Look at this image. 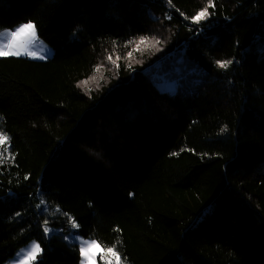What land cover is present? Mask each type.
<instances>
[{"label":"trees","instance_id":"16d2710c","mask_svg":"<svg viewBox=\"0 0 264 264\" xmlns=\"http://www.w3.org/2000/svg\"><path fill=\"white\" fill-rule=\"evenodd\" d=\"M213 2L196 25L208 0H0V30L30 20L55 49L0 57V264L31 241L79 264L68 218L123 264H264V0Z\"/></svg>","mask_w":264,"mask_h":264},{"label":"rangeland","instance_id":"374dc122","mask_svg":"<svg viewBox=\"0 0 264 264\" xmlns=\"http://www.w3.org/2000/svg\"><path fill=\"white\" fill-rule=\"evenodd\" d=\"M21 24H18L12 28H5V29L0 30V47H4L5 45L9 44L12 41L11 31L15 30V28ZM17 39L19 40L21 38L17 37ZM28 39H31L32 42L26 43V50L25 48H21L20 49L21 54L18 56L28 57L34 60H46L53 56L55 52L54 47L50 45L49 43H47L46 41H44L39 36L36 27H35V36L28 38ZM130 53H131V56L129 57L128 55V57L124 60V62H128V64L144 63V65H147L152 62V60L147 59L151 54L149 47L148 48L136 47ZM45 54H46V57H45ZM13 56H16V55H13ZM117 63L120 66L122 63V60H118ZM157 63L159 64L160 70L157 73H155V77L159 80V84L161 87H164L170 90H180V91H185V92L191 88L192 85H189V82H188L189 76L187 77V74L185 73L181 65H175L174 67H171L169 68V70L166 71L165 69L162 68V66L165 65V62L164 63L157 62ZM108 68H109L108 66H104V65L96 68L95 72L90 77L83 80V81H88L87 85L81 84L82 81L79 82L81 89L87 93H92L93 88L97 87L99 84L100 79L98 75L103 70H106V69L108 70ZM115 69L116 67L113 68L112 70H115ZM163 79L171 80L173 82L172 87H166L162 85ZM48 227L52 229L50 233H47V234L45 233L48 236L52 232L60 230V228H55L51 226H48ZM73 236H78L80 240H88L89 238H92V237H83L79 235L76 232V228L72 227L71 230L65 235V238L68 240L77 242V240L73 239ZM92 239H95V238H92ZM96 241L98 242V240ZM36 243H38L40 245V248L42 249V246L38 241H31L28 244L21 247L14 254V256H12L8 261L4 262L3 264H21V262H23V264H35L37 260L32 261L31 259H26V254L28 251L31 250V248ZM99 245H100V248H97L96 246H92L90 249H88L89 256L90 257L95 256V259L94 260L86 259L85 264H123L120 255H119L120 260L118 262L116 258L111 255V253L106 252V248L104 246H102L100 243ZM100 249H105V251L101 253ZM18 253H20L19 256H17ZM101 255L104 256L103 260H101L100 258Z\"/></svg>","mask_w":264,"mask_h":264},{"label":"snow or ice","instance_id":"6c2138e0","mask_svg":"<svg viewBox=\"0 0 264 264\" xmlns=\"http://www.w3.org/2000/svg\"><path fill=\"white\" fill-rule=\"evenodd\" d=\"M170 2V0H169ZM215 8V4L213 0H208V3L206 6L202 7L199 11L194 12L193 15L190 17H185V19L190 20L193 24L199 25L201 22L208 21L210 20L211 16L213 13H210L208 11L209 8ZM183 15V14H182ZM170 19V17H169ZM11 36H12V41L5 45L4 47H0V57H5V56H13V55H20V49L25 48L26 50V43H31L32 40L28 39L31 37L35 36V25L32 21H27L26 23H23L19 25L18 27L15 28V30L11 31ZM17 37H20L21 39H17ZM149 40V37L146 36H141L140 37V43H145L146 41ZM151 40H153L156 44L161 43V41L156 38L152 37ZM131 43V41H130ZM32 54V53H30ZM131 56V53H129V57ZM46 57V54H45ZM107 59L109 61H112L114 64L116 63L115 61L112 60V55L110 54ZM119 57H117V60ZM233 63V60H217L216 64L220 68H227L229 65ZM117 67H119L118 64H116ZM130 67V65H129ZM94 79V77H93ZM88 81H82L81 84L87 85ZM224 129H222L223 131ZM7 137L4 135H0V145H3L6 141ZM7 151V149H3L0 151V165H2L5 162V156L4 153ZM27 179V177H25ZM41 205L44 204V201L42 200L40 202ZM20 213H17V216H19ZM67 216V214H65ZM71 221V224L74 228H78V225L75 224V221H72L71 218H68ZM49 222L47 220L44 221V233H50L52 231L51 228L48 227ZM73 239L77 240L78 242V253L79 256L81 257L79 264H85L86 259H95V256H89V251L92 246H96L97 248H100L99 243L92 238H89L88 240H80L78 236H73ZM119 243V242H117ZM116 245H113L112 247H107L106 252L111 253L113 257L116 258V260L119 262L120 257L119 254L114 250ZM23 251V250H21ZM43 249L40 248V245L38 243L34 244V246L31 248L30 251L27 252L26 254V259H31L32 261H36L37 257L39 256L40 253H42ZM101 253L105 251V249H100ZM20 253L17 254L19 256ZM101 260L104 259V256L101 255ZM23 264V262H21Z\"/></svg>","mask_w":264,"mask_h":264}]
</instances>
